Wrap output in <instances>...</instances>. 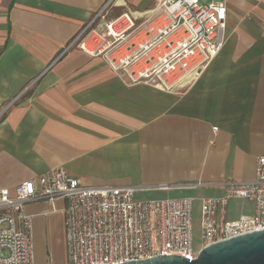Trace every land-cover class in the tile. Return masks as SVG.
<instances>
[{
    "label": "crops",
    "instance_id": "1",
    "mask_svg": "<svg viewBox=\"0 0 264 264\" xmlns=\"http://www.w3.org/2000/svg\"><path fill=\"white\" fill-rule=\"evenodd\" d=\"M108 1L0 0V189L63 167L86 186L169 185L149 195L201 207L225 182L253 181L264 155V0H227L223 50L179 93L131 87L71 47ZM157 2L118 0L111 17L140 23ZM65 205L25 207L36 264H50L58 242L67 260ZM222 214L236 221L254 205L233 199Z\"/></svg>",
    "mask_w": 264,
    "mask_h": 264
},
{
    "label": "built area",
    "instance_id": "2",
    "mask_svg": "<svg viewBox=\"0 0 264 264\" xmlns=\"http://www.w3.org/2000/svg\"><path fill=\"white\" fill-rule=\"evenodd\" d=\"M109 0L74 38L76 47L103 59L129 86L145 85L179 93L203 74L226 41L227 0H158L138 23L131 12L111 17ZM217 130V128H215ZM222 197L201 201L202 247H194L195 199H139V193L174 187L86 186L63 167L0 189V264H36L30 203H66L67 264H124L157 256L194 260L208 245L264 230V155L251 182H225ZM177 189H194L182 185ZM233 199L254 205V214L236 221L223 217Z\"/></svg>",
    "mask_w": 264,
    "mask_h": 264
},
{
    "label": "water",
    "instance_id": "3",
    "mask_svg": "<svg viewBox=\"0 0 264 264\" xmlns=\"http://www.w3.org/2000/svg\"><path fill=\"white\" fill-rule=\"evenodd\" d=\"M124 264H264V230L205 246L194 260L162 255Z\"/></svg>",
    "mask_w": 264,
    "mask_h": 264
},
{
    "label": "rangeland",
    "instance_id": "4",
    "mask_svg": "<svg viewBox=\"0 0 264 264\" xmlns=\"http://www.w3.org/2000/svg\"><path fill=\"white\" fill-rule=\"evenodd\" d=\"M150 193L144 192L139 193V199H154L158 198V196L149 195ZM176 198L175 196H172ZM201 207H195L194 213V247L195 250L198 251L202 247V240H201ZM59 245L55 248L54 259H51L50 264H67L66 256L64 254V244L62 242H58Z\"/></svg>",
    "mask_w": 264,
    "mask_h": 264
}]
</instances>
